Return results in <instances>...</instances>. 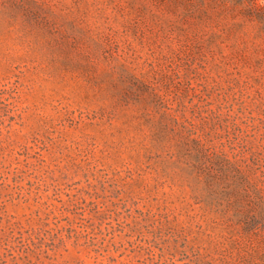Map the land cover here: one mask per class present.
<instances>
[{
	"label": "rangeland",
	"instance_id": "obj_1",
	"mask_svg": "<svg viewBox=\"0 0 264 264\" xmlns=\"http://www.w3.org/2000/svg\"><path fill=\"white\" fill-rule=\"evenodd\" d=\"M0 264H264V8L0 0Z\"/></svg>",
	"mask_w": 264,
	"mask_h": 264
},
{
	"label": "trees",
	"instance_id": "obj_2",
	"mask_svg": "<svg viewBox=\"0 0 264 264\" xmlns=\"http://www.w3.org/2000/svg\"><path fill=\"white\" fill-rule=\"evenodd\" d=\"M252 1L254 4L264 8V0H249Z\"/></svg>",
	"mask_w": 264,
	"mask_h": 264
}]
</instances>
